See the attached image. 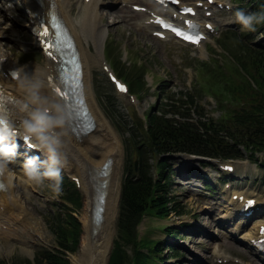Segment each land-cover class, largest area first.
I'll return each mask as SVG.
<instances>
[{
  "label": "bare ground",
  "instance_id": "bare-ground-1",
  "mask_svg": "<svg viewBox=\"0 0 264 264\" xmlns=\"http://www.w3.org/2000/svg\"><path fill=\"white\" fill-rule=\"evenodd\" d=\"M43 3L46 9L49 8L50 3L54 4V10L66 20L68 26L79 41H92L97 52L102 50L109 32V29L104 26L103 22L105 19L110 18L112 14L109 9L104 8L107 6L108 2H102L101 0H91L89 3L84 2V4L80 6L81 13L78 18L71 17L74 8L72 0H43ZM25 7L29 11L31 19H35V16L40 12V7L34 0H26ZM9 11L8 8H5L0 4V12H3L6 15ZM120 21H123L120 19V15H115L110 21V24H116ZM82 55L85 63L83 93L87 98L89 108L96 120V127L92 133L82 136L80 139H77L70 134L71 130L68 128V123L64 126L63 130V133L67 135L64 139V149L73 159L79 161L80 174L83 179V190L86 195V208L82 218L85 234L82 240L80 255L74 256L72 259L73 264H107L116 230L124 148L120 137L115 132L110 122L100 113V110H98L97 105L94 102L90 88V81L87 77V56H84L83 53ZM1 56H3L2 52ZM6 67H9V65H6ZM25 72L28 75L34 74V78L43 80V87L41 89L43 94H45L43 91L46 89L47 96H53L55 99L62 102L51 90L52 86L48 81L49 71L47 68H44L42 71L26 69ZM6 89L8 92L12 93V112L14 120L19 121L21 114L17 113L13 106L15 100L22 96L23 90L20 88L19 82L6 85ZM108 158L113 159L111 173L106 178L97 177L94 184L97 185L98 182L109 180L107 209L104 217L105 220L100 225L94 226L90 218V212L94 201L95 188L92 189V194L91 190L86 186V180L88 179V173L90 171L98 170ZM190 162L191 161H187V163ZM91 176L97 175H94L93 172ZM2 208L4 211L1 210ZM26 209L24 203L19 202L17 197L1 195L0 224L10 225L14 221H17V218L21 216L23 217L24 222L27 219L30 221L31 219L33 220L31 213L27 216L28 210ZM238 209L239 208H237V210ZM230 214L227 217L228 220L232 219ZM33 223L35 222H28L27 225L33 228ZM19 224L20 223H18V226ZM93 228L97 230L96 235L94 234L95 236H92ZM254 229L255 227H252L251 232L247 234L248 237L251 238L254 236ZM30 231L31 229L29 232Z\"/></svg>",
  "mask_w": 264,
  "mask_h": 264
},
{
  "label": "rangeland",
  "instance_id": "rangeland-1",
  "mask_svg": "<svg viewBox=\"0 0 264 264\" xmlns=\"http://www.w3.org/2000/svg\"><path fill=\"white\" fill-rule=\"evenodd\" d=\"M75 7V4H74ZM106 8L109 9V5L107 3ZM110 10V9H109ZM15 18L18 19L20 22L19 27H20V33H24L26 31V22L22 19L21 16L15 15ZM123 16L120 15V19L122 20ZM125 23H118L113 25L111 28H113L115 32V38L118 39L119 41H122L123 39H127L126 41H122L120 45L118 46V53L120 56V53H128V48L130 52H133L140 60H142L143 65H147L148 67L152 68L159 80L167 79L170 81V84H174L175 87L179 90V86L181 85L180 83V67L177 66L176 64H173L171 60L169 59V47H167L164 44L160 43H155V39L151 37L150 33L148 31H141V32H135L134 35L131 36L129 35V30L130 28L126 26V20H124ZM17 22V21H16ZM118 26V28H116ZM127 44L125 48L124 45ZM112 54L110 58H113V55L117 54V49L114 48V42L110 40L109 45H108V50L107 54ZM87 56V53H86ZM127 66H131V63H134L133 61H128L126 62ZM91 67L89 62H88V68ZM87 69V77L89 78L88 71ZM138 69L135 67L134 73H136ZM92 81H93V91L95 98L98 102V104L102 107L103 104L106 103L107 98L111 97V92H110V85L106 79V77L103 75L101 72L100 68L98 65H96L93 70H92ZM90 81V80H89ZM169 89H172L171 85H168ZM115 108L120 114H123L124 111L121 108L120 101L119 100H114ZM202 104H204L208 110L209 107L208 105L211 104L210 101H207V99H203ZM103 108V107H102ZM215 115L217 113L215 112ZM114 123L118 124L120 119L116 115L114 118H111ZM181 168L180 170H186L191 167V165L194 164H185V163H180ZM175 181L177 182L174 191L175 193L180 197V201H182L183 204H187L189 213L187 216L183 218H176L175 216H172L167 223L171 224L174 223L178 227V230H181L180 237H175L174 239L177 240L176 244L179 246H185L186 248H181L177 247L178 250L184 252V256L181 258H168L167 262L170 264H209L210 263V253H209V247H210V242L208 239L205 237L203 238H198L201 234H192L193 229L195 226H200L201 229H213L216 233H219V230H216V226L211 227H206V223L211 221L209 218L204 215V208L206 207L207 209H210L209 205H206L203 202H201L198 198H195L191 195V193L183 186L182 181L179 180L178 177H175ZM37 189H41L42 192L40 195L37 194L36 201H33L32 204L29 205V208L32 210L33 214H36L37 217L40 220V227H41V232H42V240H39L34 236V239L36 241V246H32L30 250H28L27 254H33L36 253L38 250L42 249L43 247L47 248H52L55 246V237L50 231L48 230L47 225L44 220V216L46 215L47 211L46 209L40 208L41 203H47L48 199L51 200H58L57 197L54 195L52 190L50 188H42L36 185ZM216 202V200H215ZM78 214L79 218L81 214L83 213V210L79 212ZM221 214H226L225 213V208L220 207V211L218 212V215ZM216 215V217H218ZM33 220L34 216L31 214ZM213 223V222H212ZM218 223V222H217ZM38 224V223H37ZM182 224H187L186 226H183ZM27 225V224H26ZM161 225H165L162 224ZM22 226V223L19 224L18 229ZM28 226V225H27ZM32 226H28L29 230L31 231L28 233L33 234L36 229V225L33 223ZM251 228V226H250ZM144 226L141 225L139 227V232L140 235H144ZM153 230L150 228H147V232L144 235V243H147L149 241V238L151 237ZM41 233L38 234L40 237ZM153 238L155 239H163L165 238V233L160 232V231H155L154 234L152 235ZM185 240V241H181ZM196 240L197 242H195ZM182 242L187 243L186 245L183 244ZM11 244H16L15 242H12ZM82 245V244H81ZM2 246L5 247L7 246V241H3ZM18 245H15V248ZM191 251V252H188ZM15 253V254H14ZM193 253L196 254L197 256H193ZM167 253L164 251V255ZM29 258L30 256H22V254L16 250L13 251L12 253H7L3 250L0 249V259L4 260L6 259L8 262L12 263V260H24L26 258ZM17 258V259H16Z\"/></svg>",
  "mask_w": 264,
  "mask_h": 264
},
{
  "label": "clouds",
  "instance_id": "clouds-1",
  "mask_svg": "<svg viewBox=\"0 0 264 264\" xmlns=\"http://www.w3.org/2000/svg\"><path fill=\"white\" fill-rule=\"evenodd\" d=\"M6 7L10 9L11 5ZM234 16L235 22L243 29L255 30L257 24L264 23V11L236 8ZM13 74L21 77L19 85L23 94L15 100L13 106L21 118L17 129L7 115L0 113V176L7 173L10 162L15 161L18 155L19 135L27 138L26 141L31 140V146L41 150L47 157L41 161L38 155L26 156L22 167L24 173L37 183H42L45 177L54 178L50 187L55 193H60L62 161L59 148L64 126L72 119V114L64 103L42 93L43 80L34 78V74L28 75L24 65L18 66ZM5 186L0 184V187Z\"/></svg>",
  "mask_w": 264,
  "mask_h": 264
},
{
  "label": "trees",
  "instance_id": "trees-1",
  "mask_svg": "<svg viewBox=\"0 0 264 264\" xmlns=\"http://www.w3.org/2000/svg\"><path fill=\"white\" fill-rule=\"evenodd\" d=\"M167 133V126L159 120H152L150 128V139L151 142L156 146L160 147L158 144L159 140H162L163 136ZM162 138V139H161ZM163 191L159 188L158 192ZM152 195L151 186L148 184L136 185L130 188L124 199L125 211L122 215L120 238L127 243L133 242L135 240V227L139 222L144 210L150 205V197ZM156 206H163V212L168 213V208L164 202V196L162 194H157L155 200L151 203ZM76 219L73 216H69L65 222H62L55 230L57 238L60 241L62 248H67L70 251H76L80 236V227L77 225ZM121 250V243H116V248L114 251L115 259L113 264H121L119 252ZM49 264H66V261L58 255L50 256Z\"/></svg>",
  "mask_w": 264,
  "mask_h": 264
},
{
  "label": "snow or ice",
  "instance_id": "snow-or-ice-1",
  "mask_svg": "<svg viewBox=\"0 0 264 264\" xmlns=\"http://www.w3.org/2000/svg\"><path fill=\"white\" fill-rule=\"evenodd\" d=\"M185 10L186 11H189V12L194 11L193 9H185ZM187 23H188L189 27L192 26V22L191 21H188ZM164 26L165 27L172 28L176 33H178L180 36L184 37L185 39H187L189 41L198 42L201 39L200 34H192V33L188 32L185 29L177 28V27H175L173 25H170V24H167V23H165ZM209 27H211V26H209ZM44 31H45V34H47V29H45ZM48 47L51 48L52 45L51 44H48ZM117 83H118V86L122 90H125V86L123 84H119V82H117ZM61 95H67V93H63L62 92ZM25 139H27V138H25ZM249 203H251V201H249ZM261 232L264 233V228H261Z\"/></svg>",
  "mask_w": 264,
  "mask_h": 264
}]
</instances>
